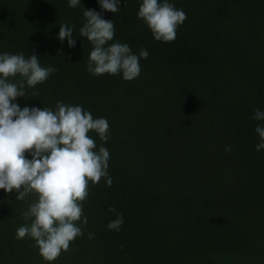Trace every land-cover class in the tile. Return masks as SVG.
Returning a JSON list of instances; mask_svg holds the SVG:
<instances>
[{"label":"trees","instance_id":"1","mask_svg":"<svg viewBox=\"0 0 264 264\" xmlns=\"http://www.w3.org/2000/svg\"><path fill=\"white\" fill-rule=\"evenodd\" d=\"M168 2L187 16L170 43L155 41L138 18L142 0H120L117 13L98 0L75 8L0 0V55L34 53L56 68L13 102L81 106L109 124L107 142L89 135L110 153L112 185L89 182L83 235L52 264H264V149L256 151L255 132L264 121L253 120L264 112V0ZM84 9L113 22L109 44L148 51L136 79L86 70L93 45L80 35ZM61 24L73 29L75 47L58 39ZM17 195L0 190V264H46L32 239L16 237L36 201ZM118 214L120 230H109Z\"/></svg>","mask_w":264,"mask_h":264},{"label":"clouds","instance_id":"2","mask_svg":"<svg viewBox=\"0 0 264 264\" xmlns=\"http://www.w3.org/2000/svg\"><path fill=\"white\" fill-rule=\"evenodd\" d=\"M104 12L117 13L120 0H98ZM80 5V0H69V7ZM138 18L150 30L153 39L164 43L175 41L177 28L187 16L168 0H142ZM86 20L80 35L93 45L86 70L93 76L122 74L125 81H133L140 75V59L149 53L141 49L133 54L127 44L114 42V24L102 18L95 10H85ZM58 39L67 40L69 48L76 46L73 29L61 24ZM56 71L54 67H42L36 54L25 58L23 54L0 55V190L16 192L17 200L29 194L36 196L23 213L30 220L16 230L17 239L28 237L35 242L38 254L46 264H52L71 243L83 235L82 225L88 223L82 204L89 195V182L98 184L108 176L109 151L101 146L98 151L94 132L101 141L109 139V124L105 118L93 119L91 112L81 106H69L62 102L56 111L47 108H21L14 103L24 97L25 83L30 88L44 83ZM19 76L18 83L9 82ZM253 120L264 121V112L257 110ZM255 132L260 142L256 151L264 149V126L257 125ZM227 147L225 151H230ZM30 155L31 159L27 156ZM116 212L114 207L108 209ZM123 217L108 224L109 230L119 231ZM94 238L89 234V239Z\"/></svg>","mask_w":264,"mask_h":264}]
</instances>
